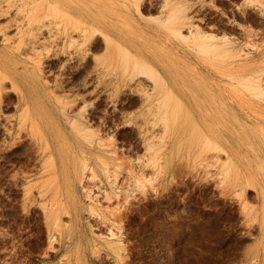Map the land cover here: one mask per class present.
Here are the masks:
<instances>
[{
	"label": "rangeland",
	"instance_id": "rangeland-1",
	"mask_svg": "<svg viewBox=\"0 0 264 264\" xmlns=\"http://www.w3.org/2000/svg\"><path fill=\"white\" fill-rule=\"evenodd\" d=\"M118 3L128 13L115 23L118 40L155 68L179 101L161 119L153 75L142 63L133 69L118 45L106 56L110 70L96 61L105 55L99 39L82 56L79 37L62 25L53 24L48 40L39 36L38 42H49V57L38 56L45 52L40 42L38 53L26 57L42 58L41 80L31 86L21 79L14 88L3 78L0 88V264H264L257 146L236 140L231 116L225 123L214 119L225 100L242 121L264 124V0ZM69 5L78 8L80 0ZM197 31L234 41L241 58L251 60L250 72L259 75L261 97L243 91L247 105L232 99L229 62L224 67L221 58L211 67L199 63L203 79L193 82ZM16 68V75L24 74L21 64ZM193 87L207 117L225 124L226 145L239 152L240 184H220L214 167L193 150ZM73 126L81 135L95 134L89 142L81 139L82 152L98 158L106 172L93 178L89 159L88 170L77 175L83 153Z\"/></svg>",
	"mask_w": 264,
	"mask_h": 264
},
{
	"label": "bare ground",
	"instance_id": "bare-ground-1",
	"mask_svg": "<svg viewBox=\"0 0 264 264\" xmlns=\"http://www.w3.org/2000/svg\"><path fill=\"white\" fill-rule=\"evenodd\" d=\"M18 1H19V3L16 4ZM18 1L17 0H12V1L8 0L7 4H5L6 5L5 7L0 6V34H1V36H0V44H1V49H0V88H1V85L3 84L2 83L3 78H9V80L11 81V85L14 88H16L17 86L20 85L21 79H25L26 81H28V83L30 85H31V82H37V81L41 80V76H39L37 73V71H39L38 64L41 63L40 60L42 58H48L49 57V47H48L49 42L45 41V40L43 42L39 41L40 43H44V45H45V49L42 46V48L45 50V52H41V54L39 53L40 55L38 54V56H42V58L40 57L39 61L33 60L34 58L33 59L27 58L26 57V56H28L27 53L29 51L31 52V51L37 50L36 44L39 43L38 42L39 36H40V38H41V36H43L42 38L45 37V38H47V40L49 39V37L52 36V35L50 36V33H51V29H53V27H52L53 24H55V26L62 25L63 29L65 31L71 30V32H75L77 34V36L79 37V42H78L79 46L84 45L83 49L81 47V50L83 52L82 56L87 54L88 51L90 50V48H89V47H91L90 45L97 43V40L99 39L102 42V44L104 45L105 55L102 59H97L96 61L98 62V64L104 65V67L107 69L113 70L112 63L110 60L106 59V56L109 53L110 48L113 46H117V45L119 46V48H120L119 51L121 53L130 57V59L132 60L133 67H134L133 69H138V66L141 63L144 67H147L149 70V73L153 75V81L155 82V85H156L155 95L158 97V99H159L158 101L160 102V104L163 105L162 106L163 108L161 109V117L160 118L161 119H168L169 118V116L172 112V109L170 108V105H171L170 103H172V102L176 103L177 101H179L176 94L167 86V83H166L164 77H162L161 74L155 68H153L150 64H147L144 61L139 60L137 57L130 55L131 54L130 51L126 47H124L120 43V41L118 40V39H120L118 36L120 33L117 30L115 23L119 18H124V16L126 17L128 14L127 11H123V8H125V7H123V5L118 3L119 1H122V0H84V1L80 0L81 6H79L78 8H74V7L69 5V2L71 3V1H74V0H18ZM138 1L139 0H136V3H138ZM164 3H165V1H164ZM170 8H172V6ZM54 13H55L56 17H54V15H53ZM57 17L60 19V21ZM54 18H57L58 21L57 20L54 21ZM69 23H71V24H69ZM116 25H117V23H116ZM11 27H12V30H10V31L11 32L14 31V33L12 32L11 34H14L15 37L17 35V38H15V39L13 38V35H9L10 31H9V33H7V30L9 28L11 29ZM194 28H195V26H194ZM197 28H198V26H197ZM196 30H200V29H196ZM54 32H52V33L54 34ZM176 32H177V34H179V37H180L181 36L180 31L178 30ZM43 34L44 35L46 34V36H44ZM206 35L209 36L210 34H206ZM210 36L208 38H207V36L204 37L202 34H200L197 31L195 38L192 41L193 42L192 43L193 44V50H194V53H193V82L197 83L198 81L203 79L202 70H201V73H199V71H198V69H199L198 64L199 63L204 62L208 66L211 67V66H213V64H216L218 58H221L224 67H225L226 61L229 62V66H228V69L226 70L225 74H227L226 75L227 80H228L227 84H229L227 92H228L229 96H232V99L235 98L238 103H243V104L247 105L248 102L245 103V101L240 100L241 93L243 91H245L249 94H252L255 98L261 97V95L263 94V89L261 88V85L259 84V81H258L259 75L256 76V74H258L256 71L253 73L250 72L251 60L248 58V56L241 58L242 55L240 54V50L238 51L236 49V47H235L236 44H234V41L229 40L230 38H228V37L227 38L224 37L225 35L218 40L213 39V38H211L212 36L211 37ZM216 37H218V36H216ZM87 42H89V43L87 44ZM40 45L41 44H39L38 47H40ZM34 52H36V51H34ZM79 52H78V55H81V54H79ZM37 53H38V50H37ZM30 54L32 55V52ZM35 54L33 53V55H35ZM31 55H29V56H31ZM122 59H124V58H122ZM43 61H45V60H43ZM92 62H93V60H92ZM45 63H46V61H45ZM121 63H123V62L120 61V64ZM19 64H21L23 66L24 74L22 73L20 75H16L14 72L15 71L14 69H17L16 65H19ZM98 64H96L94 62L95 66H97ZM29 65H30V67H29ZM41 65H43V63ZM122 66L123 65H121V67ZM123 67H125V66H123ZM46 68H47V66H46ZM43 69H44V67H43ZM123 71H124V69H123ZM26 72L29 73V75H26ZM42 72H44V71H42ZM46 72H48V71H46ZM111 72H113V71H111ZM143 73H145V72H143ZM254 73H256V74H254ZM111 76H112V74H111ZM109 81H110V79H109ZM63 83H65V80ZM157 87H158V89H157ZM22 91H24V90H22ZM197 91H198V89L193 87V150H194L197 157H200V159H202L206 162L208 161L209 164H211L214 167L215 174L218 176L220 184H227V183L236 184V185H237V183L240 184L244 175H243V173H242V171H241V169H240V167L236 161V156L239 154L237 148H233L232 150H230L231 148H229L225 143V142H229L227 137L225 135H223L224 133L221 131V129H222L221 127L225 126V124L222 123V125L219 126L218 123H217V125L215 124V121L219 122L220 118L223 117L222 119H223V122L225 123V117L224 116L225 115L231 116V118L233 119V121L237 125V128L235 127V131H232L233 134H235V136H236V140L243 139L251 147L253 145L257 146L256 150L254 147H252V150H253V152L255 151L256 159H258V162H259L258 166L260 168V175H261V180H260L261 183H260V188H259V194L261 195V199H262L261 226H262V230H263V233L261 235V241H263L261 252H263V254H264V124H261V123L256 122V121H250V122H248L246 120L242 121V119L238 116V114L232 108V106H230L227 103V101H225V100H222L221 103L214 109L215 121H213L214 119L210 120L207 117V113L203 109H201L200 106L198 105ZM245 96H246V94H245ZM22 97H23V100L26 98L24 93H22ZM174 106H175V104H174ZM28 108H29V106H28ZM160 108H161V106H160ZM73 124L74 123L72 122L71 125H73ZM73 129H74V126H73ZM75 129H74L75 133L80 134L79 135L80 137L79 136L76 137V141L78 143L77 146L79 147V150L82 152L83 147L81 145V139L89 142V141H91V139L94 137L95 134L93 133L94 135H92V137L90 134H89L90 136H85V135H81L82 134L80 132L81 128L79 126L78 127L75 126ZM84 129H87V128H84ZM85 133L86 132H84V134ZM97 141L101 142L102 140H100V141L97 140ZM88 144L91 145L90 143H88ZM93 145H91V146H93ZM210 151H212L213 153L207 156L206 153L210 152ZM257 152H259V153L257 154ZM82 153H83L84 157H82L83 155L80 156L79 161L76 164V172H77L78 176H82V174L84 172L83 170L86 167H88L87 165L89 163L86 164V162L89 159H94L93 165L89 169V171L91 172L90 175L93 178L96 177L94 175H96V172L98 170L104 172L107 169V168L101 167V165L98 164V162H97L98 158H92V156L86 155V153L84 154V152H82ZM220 154H222V155H220ZM47 158H48V162H49L50 156H48ZM43 159H44V157H43ZM41 164L43 166V163H41ZM46 170H47V168H46ZM84 176H86V175H84ZM89 176H87V177H89ZM53 179L56 180L55 175H54ZM141 180H142V178H141ZM247 181H249V180H247ZM80 182H81V180H80ZM52 183H51V185H54ZM226 186H228V185H226ZM89 188H91V187H89ZM224 188H226V187H224ZM52 189H54V188H52ZM221 189H222V187H221ZM90 191H91V189H90ZM241 191H242V189H241ZM94 196H96V195H94ZM116 197H117V194H116ZM85 198H87V199L89 198V193H88V197H85ZM96 200H97V198H96ZM99 203H100V201H99ZM51 206H53V204H51ZM90 209L93 210L94 206L90 205ZM51 222H48V223H51ZM54 222H55V220H54ZM60 228H61V226H60Z\"/></svg>",
	"mask_w": 264,
	"mask_h": 264
},
{
	"label": "clouds",
	"instance_id": "clouds-1",
	"mask_svg": "<svg viewBox=\"0 0 264 264\" xmlns=\"http://www.w3.org/2000/svg\"><path fill=\"white\" fill-rule=\"evenodd\" d=\"M202 254H204V253H202ZM209 255H211V253H208Z\"/></svg>",
	"mask_w": 264,
	"mask_h": 264
}]
</instances>
